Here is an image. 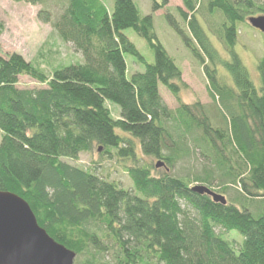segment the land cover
Segmentation results:
<instances>
[{"label": "trees", "instance_id": "obj_1", "mask_svg": "<svg viewBox=\"0 0 264 264\" xmlns=\"http://www.w3.org/2000/svg\"><path fill=\"white\" fill-rule=\"evenodd\" d=\"M182 1L166 19L203 67L213 107L182 100L183 69L158 39L152 14L134 0H114L112 10L104 0H54L58 15L48 6L39 11L81 62L49 73L17 52L0 54V190L25 199L40 226L77 253L75 264H264V56L257 86L235 50L239 23L253 27L249 18L264 15V0ZM167 3L154 2V10ZM127 29L148 41L154 62ZM3 32L0 21V38ZM126 53L145 71L128 78ZM25 75L45 86L19 87ZM160 85L178 108H169ZM107 102L120 106L119 117ZM95 147L131 162L132 190L72 164ZM139 149L169 170L154 174ZM191 149L208 164L191 176L173 175ZM197 185L220 194L236 189L222 204L194 191ZM231 230L243 241L224 235Z\"/></svg>", "mask_w": 264, "mask_h": 264}, {"label": "rangeland", "instance_id": "obj_2", "mask_svg": "<svg viewBox=\"0 0 264 264\" xmlns=\"http://www.w3.org/2000/svg\"><path fill=\"white\" fill-rule=\"evenodd\" d=\"M134 1L143 14H152L158 39L170 56L183 69V80L186 86L180 92L182 100L188 104L201 102L202 104L209 105V107H213L214 101L209 95L208 79L203 67L184 44L181 36L169 25L166 19V12H174L178 6L183 7V1L168 0L166 7L158 10H154V2L161 4L163 0ZM104 2L110 10L113 9L114 0H104ZM45 6H48L55 15L60 13L59 5L55 4L54 0H49L46 5H35L15 0H0V21L4 24V32L0 38V54L7 55L17 52L23 55L27 61L33 62L43 71L50 73L57 65L69 62H81L83 59L82 54L71 43L64 42L59 37L51 24L43 22L40 19L38 13ZM239 28L241 33L235 50L248 68L255 84L259 86L260 74L257 64L259 59L264 56V33L244 22L239 23ZM125 32L144 55L147 62H154V49L148 41L139 36L133 29H127ZM209 35L212 42L220 48L222 55L227 57L228 54L223 50L219 41L212 34ZM125 59L127 62L128 78H131L136 72L145 71L146 65L139 62L135 56L126 53ZM219 73L220 77L227 83H234L232 77L224 68L219 67ZM44 86V84L28 75L20 78L19 87L21 88H40ZM160 92L169 108L173 110L178 108L179 102L171 92L162 85H160ZM107 105L115 117L120 116L121 108L119 105L112 102H107ZM1 139L2 133L0 132V142ZM101 152L102 149L98 150L95 147L91 152L81 154L77 162H72V164L82 168H93L98 175L107 176L110 180L119 182L123 188L132 190L133 182L127 171V167L131 165V162L119 160L118 157L111 156L108 153L101 155ZM138 154L146 164L153 165L154 174L168 171L167 168L169 167L166 163L165 166L156 167V162L163 161L162 159L146 157L142 155L140 149L138 150ZM207 164L208 162L200 155L199 151L191 149L190 155L179 160L178 164L170 172L180 177L191 176L197 172H201ZM220 187L221 185L218 182L214 183V189H219ZM235 189L231 186V190L222 195L228 196L229 194H233ZM226 233L224 232L225 236L234 237L239 242H242L244 239L243 235L237 230H231L229 233ZM225 236L224 238L229 239Z\"/></svg>", "mask_w": 264, "mask_h": 264}, {"label": "water", "instance_id": "obj_3", "mask_svg": "<svg viewBox=\"0 0 264 264\" xmlns=\"http://www.w3.org/2000/svg\"><path fill=\"white\" fill-rule=\"evenodd\" d=\"M249 22L264 33V15L250 17ZM162 166L165 162H156V167ZM194 191L227 203L224 195L207 186L197 185ZM76 256L75 251L57 242L40 226L25 199L0 190V264H75Z\"/></svg>", "mask_w": 264, "mask_h": 264}]
</instances>
